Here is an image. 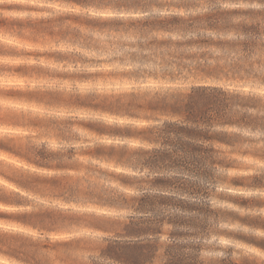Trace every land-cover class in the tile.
<instances>
[{
    "label": "clouds",
    "instance_id": "9594fccd",
    "mask_svg": "<svg viewBox=\"0 0 264 264\" xmlns=\"http://www.w3.org/2000/svg\"><path fill=\"white\" fill-rule=\"evenodd\" d=\"M198 87L222 91L232 121L208 127L232 142H205L216 163L212 215L190 241L198 264H264V182L254 183L264 178V0H0V127L25 130L0 135V208L15 203L28 217L0 234V256L115 264L101 256L119 239L108 229L145 215L123 201L160 193L149 183L157 176L181 175L143 166L135 153L161 145L122 133L183 125L148 105ZM95 207L115 210L107 227H96Z\"/></svg>",
    "mask_w": 264,
    "mask_h": 264
},
{
    "label": "trees",
    "instance_id": "16d2710c",
    "mask_svg": "<svg viewBox=\"0 0 264 264\" xmlns=\"http://www.w3.org/2000/svg\"><path fill=\"white\" fill-rule=\"evenodd\" d=\"M130 2L133 0H125V3ZM246 31L254 32L256 28ZM229 102V98L219 89L194 88L186 99L173 103L161 100L148 105L152 112L182 116L185 121L183 125L167 122L160 129L123 131L124 135L142 137L149 143L161 145L158 149L135 153L143 166L157 172L175 170L181 175L157 176L149 183L152 187L160 189V193L123 201L125 205L150 216L130 219L124 225H112L108 230L114 231L119 239L106 242V247L101 251L102 257L110 258L115 264H155L157 259H163L164 264H198L200 246L190 241L206 231L205 218L212 215L205 199L208 194L207 182L212 178L210 166L216 163L214 149L205 147V142H232L226 135L211 134L208 131V127L214 121L232 123L225 115ZM201 125L206 127L201 128ZM24 133L25 130L22 128L0 127V135L15 137ZM223 147L221 145L222 149ZM5 156L6 153L0 152V161H3ZM8 162L15 167L23 166V161L20 160L9 158ZM184 173L194 179L186 178ZM201 180L205 183L202 184ZM123 182L133 183L126 178ZM262 182L264 178H257L254 181L256 184ZM233 183L240 184L241 181L234 180ZM15 187L9 185L8 191H15ZM0 190H3V185H0ZM165 192L170 194H163ZM184 197L189 199L186 200ZM0 203L4 201L0 200ZM242 203L246 204L247 201ZM16 206L15 203H9L7 210L0 208V234L13 233L27 221L26 214L12 210ZM167 209H171L172 212L166 213ZM90 211L97 218L96 227L105 228L107 227L105 220L111 217L115 210L109 207H95ZM117 228L119 231H116ZM166 235L170 242L160 240L161 236ZM259 246L264 247V242H260ZM8 259L6 256H0V264H8Z\"/></svg>",
    "mask_w": 264,
    "mask_h": 264
},
{
    "label": "rangeland",
    "instance_id": "374dc122",
    "mask_svg": "<svg viewBox=\"0 0 264 264\" xmlns=\"http://www.w3.org/2000/svg\"><path fill=\"white\" fill-rule=\"evenodd\" d=\"M15 132H16V130H15ZM186 200H188V199H186ZM166 213H168V212H166ZM112 214H113V213H111L110 216H112ZM148 216H150V215H144V216H142V217H140V218H146V217H148Z\"/></svg>",
    "mask_w": 264,
    "mask_h": 264
},
{
    "label": "snow or ice",
    "instance_id": "6c2138e0",
    "mask_svg": "<svg viewBox=\"0 0 264 264\" xmlns=\"http://www.w3.org/2000/svg\"><path fill=\"white\" fill-rule=\"evenodd\" d=\"M15 230H17V229H15Z\"/></svg>",
    "mask_w": 264,
    "mask_h": 264
}]
</instances>
